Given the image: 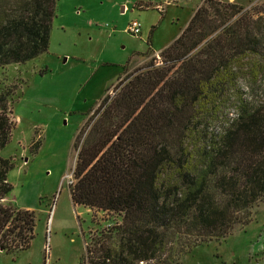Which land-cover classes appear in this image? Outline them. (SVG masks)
Wrapping results in <instances>:
<instances>
[{
  "label": "trees",
  "instance_id": "obj_1",
  "mask_svg": "<svg viewBox=\"0 0 264 264\" xmlns=\"http://www.w3.org/2000/svg\"><path fill=\"white\" fill-rule=\"evenodd\" d=\"M55 2L0 0V68L46 52ZM203 3L160 64L118 79L73 140L72 205L121 215L84 244L86 264H171L264 202V23L253 9ZM7 98L0 150L13 127ZM11 168L0 158L4 254L26 250L34 227L31 211L1 204Z\"/></svg>",
  "mask_w": 264,
  "mask_h": 264
},
{
  "label": "rangeland",
  "instance_id": "obj_2",
  "mask_svg": "<svg viewBox=\"0 0 264 264\" xmlns=\"http://www.w3.org/2000/svg\"><path fill=\"white\" fill-rule=\"evenodd\" d=\"M123 1L56 0L46 52L0 68V94L8 95L13 121L0 150V158L12 163L6 174L11 190L1 204L34 215L29 247L0 253V264H86L88 239L120 223L118 213L72 205L73 140L100 99L114 94L118 79L155 56L160 61L156 52L169 46L204 4L158 0L153 10V3L143 0L135 4L139 10L129 4L124 15ZM214 1L253 9L264 23V0ZM131 20L140 24L137 36L124 32ZM244 85L237 87L247 92ZM35 141L40 144L32 153ZM171 264H264V202L248 208L226 236L189 247Z\"/></svg>",
  "mask_w": 264,
  "mask_h": 264
},
{
  "label": "crops",
  "instance_id": "obj_3",
  "mask_svg": "<svg viewBox=\"0 0 264 264\" xmlns=\"http://www.w3.org/2000/svg\"><path fill=\"white\" fill-rule=\"evenodd\" d=\"M142 1L143 0H136V1H134V2H131L130 0H124L122 3H120L121 4V6L119 7V11H120V13H123L124 15L128 12V5L129 4H132L131 5V7H130V9H133V8H136V9H140L139 7H135V4L136 3H142ZM148 1V0H147ZM150 3H153L152 4V9L153 10H155V7H157V6H159L158 5V3H156V2H158V0H150L149 1ZM174 2V1H173ZM149 3V4H150ZM164 4H165V2H164ZM166 5H168V4H166ZM196 8V7H195ZM195 10V9H194ZM194 10H193V12H194ZM157 12H159V10L157 11ZM165 12V11H164ZM163 12V13H164ZM193 12L190 14V16H189V18H188V20L186 21V23H185V25L183 26V28L186 26V24L188 23V21L190 20V18H191V16L193 15ZM138 23V22H137ZM138 25H139V27H140V24L138 23ZM182 28V29H183ZM182 29H181V31H182ZM181 31H179V33L177 34V36L175 37V39L179 36V34L181 33ZM175 39H173L172 40V42L175 40ZM156 53H159V52H156ZM156 53H153V54H156Z\"/></svg>",
  "mask_w": 264,
  "mask_h": 264
},
{
  "label": "built area",
  "instance_id": "obj_4",
  "mask_svg": "<svg viewBox=\"0 0 264 264\" xmlns=\"http://www.w3.org/2000/svg\"><path fill=\"white\" fill-rule=\"evenodd\" d=\"M124 32L131 35V36L139 35L140 27H139L137 21H135V20L129 21L127 23L125 29H124ZM153 64H154V66H158L160 64L157 56L154 57Z\"/></svg>",
  "mask_w": 264,
  "mask_h": 264
}]
</instances>
